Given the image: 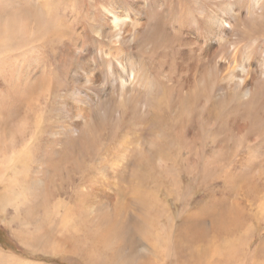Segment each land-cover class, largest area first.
<instances>
[{
  "label": "rangeland",
  "instance_id": "rangeland-1",
  "mask_svg": "<svg viewBox=\"0 0 264 264\" xmlns=\"http://www.w3.org/2000/svg\"><path fill=\"white\" fill-rule=\"evenodd\" d=\"M42 1L44 2V0H0V53L6 54L4 57L10 55L9 50L12 47H20L22 45L23 40L19 37H16V40L14 39L16 43L13 42L12 37L14 38V34L12 32H14L13 29L15 31L21 30L23 25L22 17L26 13L25 11L30 8L32 9V14L39 15L43 13L45 6L43 3L41 6L40 3ZM80 1L82 3L80 2L79 5L83 8L82 16L84 17L85 15L88 16L94 7H100L99 4L95 6L97 0ZM102 1H104L102 3L107 4L109 0ZM162 2L163 0H151V5H153L150 9L161 10L160 4ZM186 2L185 11L187 14L196 15L203 7L226 6L229 3L235 8H239L240 11L234 21L233 28L226 36V41L219 45L214 55L205 58L203 62L197 63L201 60L193 59L195 55L191 52L187 53L188 62L184 65L198 64L195 76L191 78L190 82H184L178 69L177 62L182 61V58L179 57L181 54H178L179 59L176 61L174 59L171 63L169 61L163 62L161 53L156 54L157 51L155 50L149 52L148 49L147 53L155 52L156 55L154 56L152 67H147V62L144 65L147 69H145L147 75L144 74L147 79L138 81L124 89L115 85L109 95L103 96L100 94L95 98H89L88 102H86V108L90 114L89 119L83 120V128L77 131L64 130L63 123H66V121L56 115V111L59 110L60 103L63 101L61 88L64 87H57L61 86L58 83L62 85L66 83H64L66 80L63 77L59 76L51 94L48 95L47 92L42 94L40 92L39 97L34 100V104L32 106L29 105L31 106L30 110V107L22 106L21 113L13 114L11 118H8V115L2 111L1 105H3V102L0 97V141L4 139L7 142L13 139V141H19V137L23 136L25 140H28L29 136L33 135V131L30 128L33 126L44 127L40 134H35L36 140L34 141L36 142L34 147L24 154L22 167L18 169L19 178L25 179L29 185L27 186L28 188L26 187L27 189H23L21 192L20 200L22 203L19 202L17 209L9 205H0V264H90L88 260H85V256L82 253L75 250L76 245L78 247L82 245L83 240L78 241L77 238L81 237V232L79 231L81 230L80 226L83 225L82 220L87 217L80 218L77 208L74 207L73 211H76V213L69 217L67 225L64 221H60V214H53L50 218H47V214L53 208L52 203H56L55 201H60L57 202V207L54 205L55 209L58 208L60 213H64L67 210L68 204L77 206L71 198L74 197L76 201L75 195H77L79 186L72 187L68 185L66 173L70 172L75 173L76 177L80 173L88 172L94 176L95 184H100L101 181L105 185L108 184L107 186L114 189V202L117 204L131 200L130 196H132V193L129 187L127 188L130 181L134 179L138 183H143L145 187L142 190H145V194H148V202L145 207L140 206L141 209L139 210L141 213L138 210L136 212L141 214L142 218L148 216L146 223L149 225L148 230L150 231L152 225L158 226V224H149L148 221L155 222L156 220L158 222V220L157 218L155 220L152 219L148 208L153 206L157 200L162 203L158 211H162L161 215L163 216L159 219V222L169 226L168 223L170 224L172 219L174 222V225L171 224L173 228L170 227L172 231L180 222L181 215L186 216L196 210V217L204 220L206 225H209L210 218L205 210L225 211L224 213L229 212L234 216L237 215L236 211L238 210L239 215L244 216L246 213L253 215L257 210L254 207L243 208L246 206L243 204L240 205L238 210H235V205H232L234 204L232 201L233 195H229L223 206L219 208L214 206V204L217 205V201L221 198L219 187L221 170L228 169L231 164L230 152L232 150L229 155L227 154L228 156L217 155L219 153V144L221 145L224 142L233 149L234 147L241 148L244 141H246V136L253 139V142H259L264 137V74H261L259 70H254L252 74L255 75L256 79L251 96L243 97L241 93H237L230 101L214 91L211 83H209L206 87L207 90L201 91V98L195 104L196 113L193 118L195 127L190 132L184 131L181 134L180 126L192 109L187 108V112L182 116H178L169 124L161 126L162 122L157 124L154 120L156 112L154 111V106H157L166 97L170 101L172 111L177 115L180 103L184 100L183 93L186 90L193 91L194 80L197 78L199 80L203 79L207 71L212 70L215 61L224 60L225 58V61L229 60L231 65L235 63L236 60H234L231 51L236 45L243 51L242 47L248 48L253 42V38L256 37L253 56L260 57L264 48V0H261L260 7L254 11H249L246 8L247 0H187ZM166 11H161L164 14H161L162 20L160 19V22H163L160 24H162V30L165 28L169 32L171 22H176L177 19H180L179 13L181 12L177 6ZM158 17L159 15L152 13L149 24L153 26ZM189 21H184L185 24L189 25L184 29L188 35L193 30ZM44 22L48 23L47 20ZM78 26L80 27L78 30L84 29L82 23L78 24ZM45 27L46 25L44 24L43 28ZM94 27L85 29L92 42H94L96 37ZM150 27V31L148 30L147 32L148 36L155 33V26ZM244 29H246L245 32ZM172 37L169 45L171 47L177 44L176 39ZM150 38L146 37L145 33L140 34L136 39V42L140 41L137 49L139 50L141 44L143 45L142 48L149 46ZM190 42L191 40L188 38L185 41L186 44ZM158 45L161 46L162 44L158 43ZM80 47L71 48L72 60L77 58V52ZM183 47L185 48L186 46ZM142 52L143 56L147 55V53H144L146 51L143 50ZM20 57L19 59H21ZM13 59L11 57L10 59L2 58L0 61V66L6 67L5 70L8 71L4 70L0 74L1 94L8 93L12 84L14 85L12 88L16 89L20 83L14 77ZM57 59L63 61L64 54H60ZM4 60L8 63L3 62ZM4 63L9 64L8 68L6 65H2ZM81 85L82 83L80 82H74L69 86L68 91L75 87H81ZM47 98L49 99L46 100ZM76 99L77 101L80 100L79 102L85 100L82 94H76ZM9 100L10 105L11 103L13 105L14 97ZM203 112H206V114ZM240 112H247L252 116H250V120H252H249V131L246 135L235 134L232 128L229 127L231 124H228L229 120L232 117L235 118L236 114L238 116ZM20 123L28 127H26L28 133L26 132L25 135H20L19 127L22 126ZM34 123L36 125H33ZM170 125L171 127L168 129ZM165 127L167 130H163ZM227 127L230 131L226 129ZM167 132L168 134H166ZM219 133L221 135H218ZM177 135H180V138ZM16 137L18 138L16 139ZM190 140L196 143L192 144ZM20 145L22 146L23 143H19L18 146H15V149L21 147ZM12 146L14 147V143ZM184 148L189 151L188 154L185 153ZM263 149L264 147L252 148L250 154H245V156L241 157L238 166H242L245 171L256 172L255 174L261 173V176L264 177ZM183 151L184 154L181 155L180 152ZM66 159L67 162H65ZM69 162L73 163V167L67 170L65 166ZM201 208H203L204 213L199 212ZM96 209V212L102 216V220L108 219V213L112 210H109L106 206ZM263 214L261 212V215ZM263 217L261 216L258 220L254 218L247 221L242 226L240 233H244L250 227L248 234L255 235L256 233L264 236ZM138 222L140 221L138 220ZM101 223L106 224L107 221H102ZM76 225L77 232L74 231V226ZM172 231L169 232L162 228L158 229L157 234L154 233L160 236V238H157L155 247L160 253H163L164 263L166 264H175V255L170 244L171 235L175 232ZM76 233L78 236L75 237ZM139 233H142V231H139ZM62 234L64 235L62 236ZM256 236L255 239H259L258 235ZM169 237H171L170 240ZM54 241V245L59 247L56 248L57 251H54L53 247H51V243ZM167 242L169 243L168 245H166ZM256 244L258 245V241L255 240L252 247ZM99 257L101 260L105 258L104 256Z\"/></svg>",
  "mask_w": 264,
  "mask_h": 264
},
{
  "label": "bare ground",
  "instance_id": "bare-ground-1",
  "mask_svg": "<svg viewBox=\"0 0 264 264\" xmlns=\"http://www.w3.org/2000/svg\"><path fill=\"white\" fill-rule=\"evenodd\" d=\"M52 1L54 3L51 4L50 2ZM186 1L163 0L162 4H160L161 10H152L150 9L153 5H151V0H109L107 4L102 3L104 2L102 0H97L95 6L99 4L100 7H94V9H91L92 12L88 16L85 15V17L82 16L83 8L79 5L80 0H44L45 3L42 1L40 4L42 6L43 3L46 8L44 7V12L39 15L32 14V9L28 8L25 11L26 13H23L21 30L15 31L13 29L14 32H12L14 34V38L12 37L13 42L16 43V37H19L23 40L22 45L20 47L18 45V47H12L9 50L10 55L8 57H4L6 54L0 53V61L2 58H14L12 60L14 70H11L15 71L14 77L20 81L16 89L12 88L14 86L12 84L8 93H0L1 101L3 102V105H1L2 111L8 115V118H11L13 114L21 113L22 106L30 107V110L34 100L39 97L40 92L42 94L45 92L48 95L51 94L52 88L60 76L65 78L66 81L64 83H66L64 85L58 83L61 86H57L64 88H61L63 101L60 103L56 115L66 121V123H63L64 130H81L83 128V120H88L90 116L86 108L88 99L95 98L100 94L103 96L109 95L115 85L124 89L138 81H145L147 78L144 74L147 75V69L144 65L147 62V67H152L154 56L157 53L163 55V62L169 61L171 63L174 59L176 61L181 57L182 61L177 62L179 72L184 82H190L191 78L195 76L197 63L203 62L205 58L214 55L219 45L226 41V36L233 28L234 21L240 11L239 8H235L229 3L226 6L203 7L196 15L187 14L185 11ZM260 5L261 0H247L246 8L249 11H254ZM174 6H177L181 12L179 13L180 19H177L176 22H171L169 32L165 28L162 30V24L160 23L163 21L160 22V19L161 14L164 13H161V11H169ZM152 13L159 15V17L153 25L155 26V33L148 36L149 26L153 27L149 24ZM45 20L48 23H45ZM185 20H190L189 22L191 23L189 24L193 28V33L191 32L189 35L184 31L189 26L184 23ZM80 23H82L84 29L78 30L80 28L78 24ZM44 24L46 25L45 28H43ZM93 26H95L96 33L94 42H92L91 37L87 35L85 30L87 27L92 29L91 27ZM143 33L148 38L151 35V41L149 46L147 45L145 48H142L143 45L141 44L139 51L137 45H139L140 41L137 40L138 42H136V39ZM194 33L195 35L193 36ZM171 37L175 38L177 42L173 47L169 46L172 41ZM187 38L191 42L186 44ZM158 43L162 45L160 46ZM255 43L256 37L253 38V42L248 48L242 47L243 51L239 49L238 45L234 46L233 51H231L234 60H236L234 64L232 63L231 65L229 60L226 62L225 58L224 60L219 59L215 61L212 70H208L203 79L199 80L197 78L194 80L193 91L186 90L183 93L184 100L180 103L177 115L172 111L169 99L164 96L165 98L157 106H154V111H156L154 114L155 122L157 124L162 122L161 126L169 124L174 118L186 113L187 108H190L192 111H189L188 113L190 114L184 118V122L180 126V132L183 134L182 132L184 131L190 132L193 130L192 128L195 127L193 123L194 114L196 113L195 104L199 101L201 93L209 83H211L214 91L229 101L237 93H241L243 97L251 96L256 79L255 75L252 74L253 71L259 70L261 74H264V48L260 57H254L253 47ZM72 47H80L75 60H72V54H70ZM148 49L149 52L153 50L157 52L156 54L155 52L147 53ZM143 50L146 51L144 52L145 54L147 53V59L142 54ZM188 52L195 55L193 59L201 61L192 63L189 66L184 65L188 62V57L186 56ZM60 54H64L63 61L57 59ZM178 54L181 55L178 57ZM3 62L7 61L4 60ZM7 63L2 65H6L8 68L9 64L7 65ZM5 69L6 67L0 66V74ZM74 82L82 83L81 87H75L68 91L69 86ZM76 94H82L87 101L79 102V99L77 101ZM12 97H14V104L12 105L11 103L10 105L9 99ZM240 113L238 116L236 114L235 118L232 117L228 124H231L229 127L232 128L235 134L246 135L249 131L248 124L252 120H250L251 114L247 112V115L246 113ZM36 123L33 125H36ZM21 125L19 127L20 135H25L28 127L23 126L24 124ZM170 127L171 125L168 129ZM43 128L39 126L30 128L33 131V135L29 136L30 138L27 137L28 140H25L23 136L19 137V141H13L14 139L10 142H7L6 139L0 141V205H9L14 209L19 207L21 192L23 189H27L29 185L25 179L19 178L18 169L22 167L24 154L34 147L36 142L34 141L36 140L35 134H40ZM226 129L230 131L228 127ZM163 130H167L166 127ZM227 130L225 131L227 132ZM218 135H221V133ZM177 136L180 138V135ZM245 138L244 148L234 147L233 149L224 142L218 146L219 153L217 155L228 156L231 150L232 152H230L231 164L229 168L221 170L219 186L221 198L217 201V205L214 204V206H218V208L223 206L228 196L233 195L232 201L234 204H231L235 205V210H238L241 204L246 205L243 208L254 207L257 210L253 215L251 213H246L245 216L239 215V210L236 211V216L231 215L229 212L224 213L225 211L205 210L210 218L209 225H206L204 220L196 217V210L186 216L181 215L180 222L175 226L173 230L175 232H173L170 229L174 225L172 219L170 224L168 223L169 226L160 224L159 219L163 215H161L162 211L158 210L162 203L157 200L153 206L148 208L152 219L155 220L157 218L158 220V222L156 220L155 222L148 221L149 224H158V226L152 225V234L148 230L149 225L146 223L148 216L142 218L141 214H138V212L141 213L139 210L141 209L140 206L145 207L148 202V194H145L146 191L142 190L145 187L143 183H138L134 179L130 181L127 188L129 187L132 193V196H130L131 200L117 204L114 202V189L107 186L108 184L105 185L102 181L100 184H95L94 176L88 172L80 173L77 177L75 173L70 172L66 173L68 185L72 187L79 186V190L76 189L78 190L77 195H75L76 201L74 197L71 198L77 206L68 204L67 210L64 213H60L58 208L55 209L54 207L60 201H55L56 203H52L53 208L47 214V218H50L53 214H60V221H64L67 225L69 217L76 213V211H73L75 208H77L80 218L87 217L82 220L83 225L80 226L81 230L79 231L81 232V237L77 238L78 241L83 240L82 245L80 247L76 245L75 250L82 253L85 256V260H88L90 264H166L164 263L163 253H160L155 247L157 238H160L156 234L158 229L162 228L174 233L171 235L172 238L169 237V240L171 238L170 244L173 247L175 264H264V236L256 233L255 235L248 234L250 227L249 230L247 229L244 233H240L242 226L247 221L254 218L258 220L261 216H264V214L261 215V212L264 213V177L261 176V173L255 174L256 172L245 171L242 166H238L241 157L245 156V154H250L252 148L264 147V137L259 142H253V139L248 136ZM13 143L14 147L12 146ZM19 143H23V145L15 149V146H18ZM190 143L196 142H191L190 140ZM185 151L186 154L189 153V151ZM180 153L182 155L184 151ZM65 162H67V159ZM65 167L68 170L73 167V163L69 162ZM102 206H106L109 210L112 209L109 211V218L106 220H102V216L96 212V208ZM137 210L138 212H136ZM199 212L204 213L203 208ZM102 221H107V223L103 224L101 223ZM74 227V231H76L77 225ZM139 231H142V233H139ZM256 235H258L259 239H255ZM74 236L76 237L78 234ZM255 240L258 241V245L256 244L252 247ZM168 242L166 245L169 244ZM54 244L55 241L51 243V247L55 251L59 247ZM73 244L75 246L74 242ZM99 256H104L105 258L101 260Z\"/></svg>",
  "mask_w": 264,
  "mask_h": 264
}]
</instances>
